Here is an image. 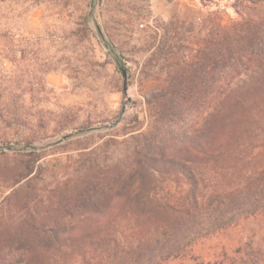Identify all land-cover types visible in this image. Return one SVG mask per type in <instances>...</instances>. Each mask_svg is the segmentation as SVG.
<instances>
[{
    "label": "trees",
    "instance_id": "trees-1",
    "mask_svg": "<svg viewBox=\"0 0 264 264\" xmlns=\"http://www.w3.org/2000/svg\"><path fill=\"white\" fill-rule=\"evenodd\" d=\"M199 1L218 8L205 48L168 67L119 160L47 192L11 188L0 264H264V0H235L227 21L223 0ZM26 157L17 184L40 159Z\"/></svg>",
    "mask_w": 264,
    "mask_h": 264
},
{
    "label": "rangeland",
    "instance_id": "rangeland-1",
    "mask_svg": "<svg viewBox=\"0 0 264 264\" xmlns=\"http://www.w3.org/2000/svg\"><path fill=\"white\" fill-rule=\"evenodd\" d=\"M234 1L219 2L226 21L237 20ZM216 10L199 0H0V222L12 216L11 188L47 192L82 166L119 160L125 128L137 118L146 129L168 67L197 60ZM33 151L40 159L17 184L14 168Z\"/></svg>",
    "mask_w": 264,
    "mask_h": 264
},
{
    "label": "water",
    "instance_id": "water-1",
    "mask_svg": "<svg viewBox=\"0 0 264 264\" xmlns=\"http://www.w3.org/2000/svg\"><path fill=\"white\" fill-rule=\"evenodd\" d=\"M119 72H120L121 78H122V80H123V91H125V90H126V86H127V82H126V79H127V77H126V72H125V70L122 69V68H119ZM10 150L15 151L14 148H10ZM20 150H22V149H19V151H20Z\"/></svg>",
    "mask_w": 264,
    "mask_h": 264
}]
</instances>
